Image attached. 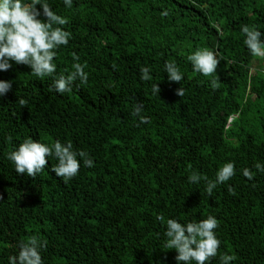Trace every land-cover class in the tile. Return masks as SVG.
Here are the masks:
<instances>
[{
	"label": "trees",
	"instance_id": "trees-1",
	"mask_svg": "<svg viewBox=\"0 0 264 264\" xmlns=\"http://www.w3.org/2000/svg\"><path fill=\"white\" fill-rule=\"evenodd\" d=\"M47 2L71 33L57 49L56 72L39 78L14 62L0 70L12 84L0 97V264L32 236L46 243L43 264H177L165 244L167 220L209 215L220 247L206 264H220L223 254L235 257L230 264H264V173L255 168L264 164V58L250 54L241 31L255 28L264 40V0ZM198 48L221 59L215 89V76L195 72L187 59ZM74 56L88 81L57 93L53 78L74 70ZM168 61L180 83L169 81ZM141 67L151 80L140 79ZM137 102L149 122L132 115ZM29 137L70 142L93 166L78 156V174L65 181L49 156L35 178L17 174L7 156ZM228 162L235 175L209 196L203 177L214 181ZM192 173L202 179L189 182Z\"/></svg>",
	"mask_w": 264,
	"mask_h": 264
},
{
	"label": "clouds",
	"instance_id": "clouds-1",
	"mask_svg": "<svg viewBox=\"0 0 264 264\" xmlns=\"http://www.w3.org/2000/svg\"><path fill=\"white\" fill-rule=\"evenodd\" d=\"M66 7L71 8L73 0H64ZM37 5L40 8H37ZM42 9V12L41 10ZM41 15L45 19H40ZM162 15H167L163 12ZM68 23L67 18L56 14L50 7L47 0H0V70L8 71L14 62L17 65H26L31 68V73L39 78L51 77L56 72V64L53 62L60 46H65L69 42L71 33L63 30L61 26ZM245 35L244 44L254 57L264 58V40L262 33L255 28L245 25L241 29ZM187 59L191 62L193 70L197 73L208 76H215L211 81V87L215 89L218 85L217 67L220 62L217 54L208 48H198L192 52ZM77 62L73 64V71L68 75H59L53 78V89L60 94L70 92L72 84L79 80L81 84L87 83L88 74L84 71V66L79 63V57L74 56ZM150 69L141 67L140 79L149 81ZM165 72L168 74L170 82L180 83L183 75L174 61L165 62ZM10 81L0 80V97L6 95L11 89ZM153 93L159 94L160 89L157 84L152 86ZM185 90L180 87L176 90V95L183 97ZM21 106L26 105L23 98L18 100ZM143 102H137L132 115L138 116L141 123L149 122L147 117L141 115ZM54 156L58 163L52 167V171L57 177H62L65 181L76 176L80 169L79 156L83 159L85 167H92L93 161L84 151H74L72 144L66 145L56 141L48 146L44 143L25 139L18 148L11 151L7 159L15 166L17 174H26L35 178L45 167H47V157ZM255 168L264 173V164L257 162ZM243 176L252 180L254 174L248 168L241 170ZM235 175L234 163H225L216 173V179L208 180L205 191L211 196L213 189L218 183L228 181ZM189 182L198 183L202 177L197 173H192ZM231 192L232 189L230 188ZM2 199V197H0ZM163 221L164 217L159 216ZM165 236L166 247L177 252L175 260L177 264H206L207 261L218 254L220 241L217 239L215 229L218 227L217 219L209 215L206 219L188 222L183 224L176 219H168ZM46 248V243H42L36 236L30 237L27 241L18 243V254L9 257V264H43L40 254L41 249ZM235 259L234 256L223 254L220 256V264H230Z\"/></svg>",
	"mask_w": 264,
	"mask_h": 264
}]
</instances>
